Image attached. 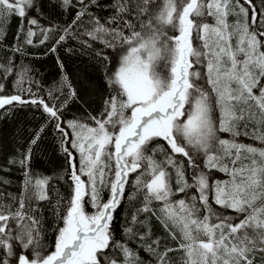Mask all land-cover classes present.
<instances>
[{
	"label": "snow or ice",
	"instance_id": "1",
	"mask_svg": "<svg viewBox=\"0 0 264 264\" xmlns=\"http://www.w3.org/2000/svg\"><path fill=\"white\" fill-rule=\"evenodd\" d=\"M76 3L79 11L49 51L55 53L67 40L79 39L72 27L89 16L92 28L80 35L99 40L115 55V66L109 69L105 65L110 93L100 115L89 117L95 126L68 121L71 133L62 127L60 109L55 105L43 99L25 100L21 95L0 97V109L14 102L39 105L49 117L47 123L55 121L73 193L64 215L60 216L58 208L55 211L63 226L56 229L54 250L45 255L39 250L43 247L41 219L33 214L36 209L31 201L48 199V178H34L29 169L32 146L45 131L41 126L20 158L9 161L24 169V181L19 197H11L18 203L15 211L10 205H0V264H142L110 231L127 178L142 167L144 172L136 177L135 185L138 191L146 189L144 207L137 209L133 222L148 227L137 216L142 212L157 216L149 205L162 202L157 219L177 241L176 248L165 247L157 264H166L168 253L177 251L183 252L178 264H264V148L236 139L245 135L264 144V129L258 126L251 134L246 131L247 121L255 119L253 108L259 109L264 125V11L256 9L254 0H235L239 11L230 7L234 0H113L103 5L113 14L101 23L89 10L93 5L101 7L99 0ZM59 6L68 10L75 5L73 0H59ZM26 9L35 10L34 0H0V38L3 23L16 15L21 18L19 32L25 43H33L36 33L25 28L38 25V20L28 18ZM233 15L242 20L230 22ZM55 31L57 28H41L40 43L50 40L48 32ZM106 36L111 39H104ZM81 43L91 47L88 41ZM97 56L109 64L113 59L103 52ZM27 71L19 74L18 85ZM64 87L68 93L62 103L66 104L77 93L66 75L58 90ZM219 133H229L232 139L221 138ZM157 140L165 141L171 150L162 162L149 154L156 148L165 151L161 145L152 147ZM70 149L79 153L78 161ZM176 155L187 158V167L194 170L193 183L185 179V163L175 159ZM167 168L175 171L176 192L190 195L186 189L194 188L199 193L190 196L192 203L183 198L171 200L176 193ZM212 169L230 179L212 180L208 174ZM109 174L110 198L101 202L100 187ZM144 175L151 179L142 180ZM81 176H87V182ZM86 196L94 213L85 211ZM214 205L231 209L235 215ZM150 232L148 227L145 236ZM153 243L159 246L160 240ZM116 250L123 260L112 255ZM148 251L155 249L149 246Z\"/></svg>",
	"mask_w": 264,
	"mask_h": 264
},
{
	"label": "trees",
	"instance_id": "2",
	"mask_svg": "<svg viewBox=\"0 0 264 264\" xmlns=\"http://www.w3.org/2000/svg\"><path fill=\"white\" fill-rule=\"evenodd\" d=\"M113 0H99L101 7L95 5L90 7L93 15L100 18L101 23H106L107 19L113 14V10L103 5L111 4ZM243 3V0H239ZM88 3V0H85ZM256 9L264 11V6L261 5V0H254ZM74 7H69L64 10L59 6V0H34L35 10L26 9L28 18H36L38 25H27L31 27L36 33L32 44L25 43L24 34L19 32L21 18L12 15L3 23V37L0 38V97H10L12 95H21L25 100L33 98L43 99L50 106L55 105L60 109V116L62 120V127L71 133V129L67 127L68 121H79L84 124L95 126V122L89 117H98L104 108V101L108 98L110 88L106 82L105 65L111 69L116 64L113 50L106 48L99 40H92L86 35H80L85 29L91 30L92 24L89 23L90 17H83L81 22L72 27V31L79 36V39H69L67 42L57 47V52L49 51L54 39L63 34L62 29L66 27L74 18L75 13L79 11V5L76 0H73ZM247 7V5H245ZM230 7H235L239 11L238 5L235 4ZM135 15V13L133 14ZM241 17L229 16L230 22H235ZM211 20V18H209ZM112 26V25H108ZM255 27V26H253ZM41 28H57L55 32H48L51 38L44 43H40L43 35ZM127 34V29H125ZM19 36V38H18ZM110 40L111 36L104 37ZM81 41H88L91 47L82 44ZM235 41V37H234ZM233 41V42H234ZM16 49H19L18 51ZM68 49H71L69 51ZM98 52H103L113 57L111 64L97 56ZM59 57V63L57 61ZM63 64V68L60 64ZM27 68L28 71L24 75L23 83L17 84L20 79V73ZM10 69V71H6ZM205 71L204 69H201ZM65 75L71 83L72 88L77 93L76 98L69 99L66 104V95L68 93L67 87L60 89L61 82ZM264 83V79L261 81ZM199 83H204L199 81ZM31 89V92L26 91ZM254 91H256L254 89ZM51 92V95L49 94ZM34 94V95H33ZM255 119L247 121L248 127L246 129L250 134L258 126L264 129V125L260 124L261 116L258 108H253ZM216 115H219L217 112ZM49 117L43 112L39 105L24 104L20 105L16 102L13 105H6L0 109V205H10L15 211L18 206L11 197H19L24 181V169L19 164L10 163L9 161L18 160L21 153L26 151L29 146L30 139L34 136L36 131L45 126V131L41 135V139L37 145L32 146V156L29 164V169L34 178H48L47 185V200H37L33 198L31 201L32 208L36 209L33 213L41 219L42 224V240L43 247L39 249L45 255L54 250L56 229L63 226V221L58 219L55 211L58 208L60 216H63L68 201L72 196L71 181L68 178V162L65 154L62 151L61 134L53 127L55 121L47 123ZM221 138L232 139L229 133H219ZM67 139V138H65ZM238 142L253 145L258 148H264V144L257 139H252L249 136L240 135L236 138ZM156 145H161L164 152L160 148H156L155 153H149L154 156L157 161H164L165 154L171 150L163 140L153 142ZM74 156L79 160V153L75 149H70ZM175 159L184 161L185 163V179L191 184L193 169L187 167V158L176 155ZM259 159V157H257ZM198 161L203 168V156L198 157ZM247 162V161H246ZM165 167H167L165 165ZM200 169H196L199 171ZM208 172L207 169H203ZM108 170L106 169V172ZM170 173V182L173 192L176 193L171 197V200L185 199L186 203H192L190 196L199 193L194 188L186 189L185 193L176 192L179 185L176 183L175 171L172 168H167ZM144 172V168H140L137 172L130 173L128 176V183L125 185V195L121 200L120 205L113 213V221L111 223L110 231L113 234V239L125 244L130 248L136 256L139 257L142 264H157L159 254L165 250V247H177V241L171 239L163 224L157 219L161 215L159 208L162 207V202L153 201L149 207L156 211L157 216H153L151 212L140 213L137 216V221H146L151 232H148V227L139 222H133V216L137 209L144 207V195L146 189L137 190L135 180L140 173ZM209 176L214 181H227L230 179L224 172L212 169ZM111 175L105 176V185L100 187L101 202H106L110 198V191L107 187V181L110 180ZM81 179L87 182V176H81ZM142 180L148 181L151 179L149 175L141 177ZM7 181V183H4ZM99 187V186H98ZM89 198L85 197V211L94 213L96 209L88 202ZM59 201V204L57 203ZM197 207L199 204L197 202ZM214 207L219 209L218 205ZM227 215H235L231 209L224 210ZM203 215V211L199 212ZM130 228L132 231L126 233L125 229ZM173 231H177L173 229ZM177 235L179 232L177 231ZM144 236V239H141ZM159 239L160 244L157 246L153 243L154 240ZM149 246L155 249V252L148 251ZM112 255L120 260H123V255L119 250L113 251ZM183 256L182 251L170 252L165 258L166 264L168 260L172 264H178L180 258Z\"/></svg>",
	"mask_w": 264,
	"mask_h": 264
}]
</instances>
